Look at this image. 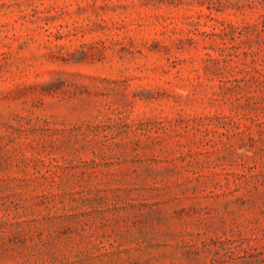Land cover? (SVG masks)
Listing matches in <instances>:
<instances>
[{
    "label": "rangeland",
    "instance_id": "rangeland-1",
    "mask_svg": "<svg viewBox=\"0 0 264 264\" xmlns=\"http://www.w3.org/2000/svg\"><path fill=\"white\" fill-rule=\"evenodd\" d=\"M0 264H264V0H0Z\"/></svg>",
    "mask_w": 264,
    "mask_h": 264
}]
</instances>
